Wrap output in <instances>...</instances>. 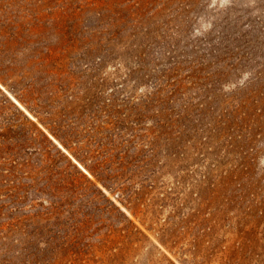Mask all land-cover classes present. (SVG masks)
I'll return each mask as SVG.
<instances>
[{
  "label": "rangeland",
  "instance_id": "1",
  "mask_svg": "<svg viewBox=\"0 0 264 264\" xmlns=\"http://www.w3.org/2000/svg\"><path fill=\"white\" fill-rule=\"evenodd\" d=\"M0 264H264V0H0Z\"/></svg>",
  "mask_w": 264,
  "mask_h": 264
}]
</instances>
